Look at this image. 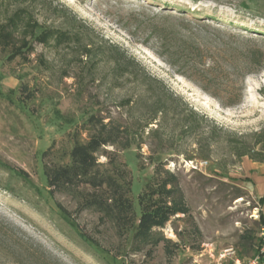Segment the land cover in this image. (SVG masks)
Masks as SVG:
<instances>
[{
  "label": "rangeland",
  "instance_id": "rangeland-1",
  "mask_svg": "<svg viewBox=\"0 0 264 264\" xmlns=\"http://www.w3.org/2000/svg\"><path fill=\"white\" fill-rule=\"evenodd\" d=\"M23 1L0 0V24L30 6L43 28L77 26L94 53L30 39L27 59L10 62L0 49V264L254 258L264 169L222 139L251 145L264 129V0ZM110 45L154 81L115 79ZM157 96L168 115L152 134ZM191 112L196 131L181 136ZM212 123L228 134L210 147Z\"/></svg>",
  "mask_w": 264,
  "mask_h": 264
},
{
  "label": "trees",
  "instance_id": "trees-1",
  "mask_svg": "<svg viewBox=\"0 0 264 264\" xmlns=\"http://www.w3.org/2000/svg\"><path fill=\"white\" fill-rule=\"evenodd\" d=\"M26 3L33 4L36 3L37 0H24ZM23 1V2H24ZM30 6H23L13 10L12 13L5 19V22L0 24V49L8 51L9 54L7 59L10 62L15 61L17 58L27 59V55L33 52V46L30 42V39H34L37 43L46 45L51 41L55 42L57 47L69 46L70 48H76L82 52L85 57H90L92 53H94V48L91 44H86L83 41L82 34L79 31L80 29L75 26V28L70 30H62L59 28L46 27L38 22V20L34 17L31 12ZM62 14L68 13L67 10L61 12ZM75 22V20H74ZM30 37V38H29ZM107 59H110L114 64V78L127 76L129 78H135L136 80H143V82L154 81L147 74L139 75V64L134 60H126L125 53H120L118 47L114 45H110L107 50L102 52ZM241 102L240 98L233 100L229 99L227 102H222L226 107H234ZM163 103V98L160 96L156 97L154 103V112L155 116L151 119V121L147 124V127L153 125L154 122H158V128L156 131L150 130L152 134H157L162 129L161 122L164 120V117L168 115L167 109L161 105ZM191 118H180L179 116V128H181V136L188 135L196 131V123H199L200 117L196 112H191ZM203 119V118H201ZM55 121L62 122L66 126L73 125L75 120L72 117L61 115L58 110H55ZM161 121V122H160ZM122 131H125L123 129ZM223 132L225 135L228 134V131L223 127H219L218 125H214L212 123V127L208 131V136L206 141L208 145L212 147V144H219L221 141H217L218 137L217 132ZM128 133V131L126 132ZM126 137L128 135L126 134ZM254 138V142L251 145H247L243 140L246 136H241L240 140L237 141V144H232V142L228 139H222V142L227 143L229 147H232L233 155L239 159L244 157H248L251 161L255 163L264 164V129L260 132H256L251 135ZM242 140V141H241ZM133 142L130 139V145ZM208 157V156H205ZM169 183V182H168ZM260 205L264 204V198H260ZM159 212H162V216L172 215V213H176L179 211V207L174 206L173 208H158ZM164 210V211H162ZM186 213V211H185ZM261 220L263 221V216L261 215ZM145 227H150V223L147 222L143 224ZM260 249V243L255 249V255L258 254Z\"/></svg>",
  "mask_w": 264,
  "mask_h": 264
},
{
  "label": "built area",
  "instance_id": "built-area-1",
  "mask_svg": "<svg viewBox=\"0 0 264 264\" xmlns=\"http://www.w3.org/2000/svg\"><path fill=\"white\" fill-rule=\"evenodd\" d=\"M207 165L206 162L200 163L195 166L192 162V169L198 170ZM261 246L258 254L249 260V262H242L236 255V252L233 249H228L224 251V254L220 258V264H264V230L260 233Z\"/></svg>",
  "mask_w": 264,
  "mask_h": 264
},
{
  "label": "crops",
  "instance_id": "crops-1",
  "mask_svg": "<svg viewBox=\"0 0 264 264\" xmlns=\"http://www.w3.org/2000/svg\"><path fill=\"white\" fill-rule=\"evenodd\" d=\"M246 166L249 170H253V171H259V172H262V170L264 169V165L262 164H257V163H253L251 162L250 160H247L246 162ZM256 178L259 180V184H260V188L262 190H264V180H263V177L262 175L258 174L256 176ZM263 186V187H262ZM260 194L261 193H264V192H259ZM261 198H264V194L261 195ZM264 205V204H263ZM262 216H263V221H264V209H262Z\"/></svg>",
  "mask_w": 264,
  "mask_h": 264
}]
</instances>
